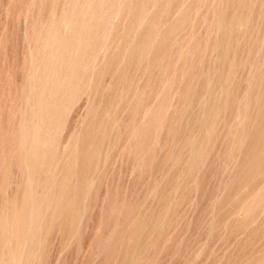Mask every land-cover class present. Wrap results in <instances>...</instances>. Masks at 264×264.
I'll return each instance as SVG.
<instances>
[{
  "label": "bare ground",
  "instance_id": "bare-ground-1",
  "mask_svg": "<svg viewBox=\"0 0 264 264\" xmlns=\"http://www.w3.org/2000/svg\"><path fill=\"white\" fill-rule=\"evenodd\" d=\"M45 1L0 160V264H63L71 242L76 257L121 143L142 197L170 194L148 215L122 198V219L88 264H140L189 189L187 204L204 206L214 224L226 209L230 230L255 235L264 223V0ZM193 19L209 26L196 42ZM5 157L15 158L14 185ZM208 181L218 183L213 195Z\"/></svg>",
  "mask_w": 264,
  "mask_h": 264
},
{
  "label": "rangeland",
  "instance_id": "rangeland-1",
  "mask_svg": "<svg viewBox=\"0 0 264 264\" xmlns=\"http://www.w3.org/2000/svg\"><path fill=\"white\" fill-rule=\"evenodd\" d=\"M40 1L41 0H35L34 3L33 0H0V160L3 155H7L6 153H8L9 150L7 145V134L12 127L14 128L16 123L15 112L20 103V93L23 86V83L21 82L22 76L24 70H26L25 68H27L28 58L34 47V41L31 39L33 33L32 35L30 33L36 28L34 26L39 23L42 25V22L46 20V13L48 12L45 3L46 1L43 0L42 5V2L40 3ZM46 8L47 10H45ZM56 11H58L57 7L55 9V12ZM201 11H204V9H201ZM204 16V19L207 20L205 14ZM194 22L195 19H193L191 23L192 30L195 32L194 42H196L198 38H204L203 33H206L204 30L209 29L207 28L209 26L206 21V23L199 25L198 30V25H196L198 23L194 24ZM253 43L254 44H251V42H249L247 47L253 48L250 50V53L254 57L255 52L253 50L258 44L256 45V42ZM251 54L250 59H254L256 62L259 59V54L256 55V59L251 57ZM106 78L107 77H105V79ZM262 92V96L264 97V89ZM77 107H73L67 118L65 117L66 119L64 120L66 122L64 121V124L62 125L63 129L60 126V131L62 133L63 131L64 133L65 131H69L67 130V128H70L69 126H74V124H72L74 119L72 118L78 110ZM73 126H71L70 130ZM62 135L59 137L60 146L62 145L60 150L66 140V135ZM121 145L114 149L115 152H113V150L111 154H109L110 156L107 158L108 161H106L107 164L104 166L105 169L103 168L104 171H102L100 175L101 181L99 180L98 182L99 185H97L96 193L91 196L93 197L92 199L96 200V203L92 210H90L89 215H87L88 219L86 218L85 220V226L83 227V232L80 236L81 246L79 253L76 257L72 256L71 250L73 248L72 246H74V242H71V248L69 244V247L63 254V264H88L89 257L94 253L93 251L98 239L100 238L106 241L115 220L117 219L120 222V218L122 219L124 212H121L120 214L118 209H120L119 205L123 199L125 200V206H135L133 204L136 202H142L141 204L144 213L145 215H148L150 212L156 213L161 207L159 205H162L163 198H166L167 195L170 194L165 193L162 196H159L157 191L154 190L152 193H149L150 196L148 195L143 198L142 191H144V187L142 180L137 177L138 173L141 171H138V169H135V171L132 170V164L130 163L133 151L128 153L129 156L126 154L129 150L125 152L124 155H121L119 152ZM5 161L6 162H3L5 163V167H7L10 175H13L14 177V185V182L16 184V181L18 180V174H15V158L13 159V157H10L8 159L5 157ZM203 172L204 171L202 170L199 176L203 174ZM2 176L3 171L1 167L0 182ZM218 177L219 176L211 177L210 179H212L211 181L213 182L215 178L218 179ZM223 178L221 176L219 179L223 181ZM220 180L217 182H222ZM209 183H207V187H210ZM213 185L209 189L207 188V191L205 190L208 194L213 195V189H211L214 188ZM124 190L127 191L128 195ZM189 190H186L184 198L171 210L174 212H171L169 216L170 219L168 218L169 221L172 219V221H170L171 223L169 225L165 224L166 228H162L161 233L158 234L152 245L146 249L140 264H252L259 259L261 260L257 263L264 264V223L255 235H253L248 229L234 233L230 230V225L233 224L231 222H229V224H227L226 221L223 222V220H225L224 218L227 217L224 213L226 212V209L221 213L222 216L225 215L224 218L218 216V219L219 217L221 218L219 221H222L219 222L217 219V224H214L215 220L211 221L210 215L208 214L209 211L208 209L205 210L204 206H191L187 204V201L192 198L195 193L193 191L194 189L191 191ZM17 196H19V192L17 193ZM122 196H126L127 198L125 199V197ZM203 197L206 198L205 196H202V198ZM131 200H133V202ZM202 203L205 204V202ZM225 205L222 206L225 208ZM123 210L124 209L122 208V211ZM243 214L244 213L242 212V215L240 214V216H243ZM51 237L53 238L55 235L53 234ZM110 263L111 262L108 264ZM94 264H98V259H96Z\"/></svg>",
  "mask_w": 264,
  "mask_h": 264
}]
</instances>
